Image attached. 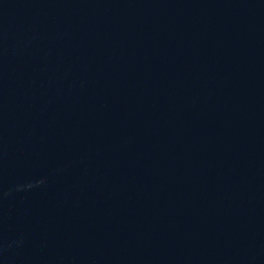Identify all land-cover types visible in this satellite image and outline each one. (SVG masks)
<instances>
[{"label":"water","instance_id":"water-1","mask_svg":"<svg viewBox=\"0 0 264 264\" xmlns=\"http://www.w3.org/2000/svg\"><path fill=\"white\" fill-rule=\"evenodd\" d=\"M0 264H264V0H0Z\"/></svg>","mask_w":264,"mask_h":264}]
</instances>
